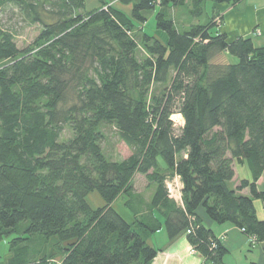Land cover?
<instances>
[{"label":"trees","instance_id":"obj_1","mask_svg":"<svg viewBox=\"0 0 264 264\" xmlns=\"http://www.w3.org/2000/svg\"><path fill=\"white\" fill-rule=\"evenodd\" d=\"M207 1L241 0H118L128 13L109 2L86 10L85 0H0L40 25L19 49L0 22L6 264H46L51 241L61 264H150L157 249L147 238L161 228L169 239L185 233L204 264H224L227 249L200 210L264 241L253 204L264 200L256 186L264 172V42L228 39ZM155 10L164 39L144 32ZM222 52L236 61L212 63ZM106 128L128 156L105 153ZM234 163H246L251 178L231 188ZM137 173L148 197L134 191ZM175 176L180 203L166 186ZM94 191L104 201L96 208L86 200ZM120 195L130 220L113 206Z\"/></svg>","mask_w":264,"mask_h":264},{"label":"crops","instance_id":"obj_2","mask_svg":"<svg viewBox=\"0 0 264 264\" xmlns=\"http://www.w3.org/2000/svg\"><path fill=\"white\" fill-rule=\"evenodd\" d=\"M210 5V9L220 14L221 22L218 29L226 33L228 39L243 36L252 37L254 41H259V44L264 42V0H241L234 5L227 3H211ZM255 30L261 35L253 37ZM233 168L235 173L229 182L231 188H235L240 179L251 178L249 169L240 174L234 164ZM256 186L259 191H264V172L258 178ZM241 193L248 194V190L245 188ZM262 201L264 200L253 201L256 215L260 219L264 218V202ZM199 213L204 223L213 230L227 249L223 258L224 264H264V241L257 243L242 233L238 227L230 223L216 224L208 220L201 210ZM147 243L157 249V254L150 264H204L203 257L198 252L190 251L191 246L186 240L185 233L169 239L165 230L161 228L147 238ZM238 252L246 253L240 259L237 257ZM10 257L11 252L8 251L5 254V262L0 264H6Z\"/></svg>","mask_w":264,"mask_h":264},{"label":"rangeland","instance_id":"obj_3","mask_svg":"<svg viewBox=\"0 0 264 264\" xmlns=\"http://www.w3.org/2000/svg\"><path fill=\"white\" fill-rule=\"evenodd\" d=\"M105 2L113 3L115 7L119 8L120 10H123L124 12H129V6H124L118 2V0H85V6L86 10H90L93 7L99 6V4H104ZM207 4V11L210 13L211 3L210 1L206 2ZM157 10V9H156ZM155 11L147 12L146 14V23L144 24V32L150 34V35H156L159 38L164 39V33L162 31H159L155 27ZM176 12V11H175ZM183 12H181L179 15H182ZM182 18V17H181ZM183 19V18H182ZM181 20V19H180ZM0 22L8 26L12 29L14 33V40L19 49L25 48L30 43L33 42V40L37 37V35L40 32V25L38 23H28L27 20L23 19V16H21L19 10L14 6H7L0 8ZM261 34L258 32L253 31V37L260 36ZM259 43V41H255ZM236 58L232 57L231 55L222 52L218 53L216 56H214L211 59L212 63H228V62H235ZM176 115L177 113H173V115ZM177 120H180L178 124H181L182 118L178 117ZM66 133V132H65ZM67 134V133H66ZM102 147L107 155H109L114 160H119L121 158H124L130 154V149L118 139L115 130L113 128H106V139L104 140ZM234 166L236 167L237 171L240 174H243V172L248 170L246 163L238 164L234 163ZM172 182H167V187L169 185L171 194V199H173L175 202H179L177 198L179 197V191L178 189L181 188V183L179 181V178L177 176L174 177ZM169 183V184H168ZM134 191L138 192L141 195H144L146 197L149 196L151 193L150 189H147V181L143 174H135L134 176ZM176 198V199H175ZM86 200L88 204L92 208H96L99 206H102L104 204L103 199L99 196L97 192H90L86 196ZM125 197L124 195H120L118 198L115 199L113 202V206L118 210V212L123 215L124 218L130 220L132 215L129 216V212L124 207ZM259 200V199H258ZM259 203L261 202L258 201ZM264 202V201H262ZM164 232V231H163ZM53 241L51 243L46 245V249H44V252L42 254H45L46 258V264H61L60 257L57 254H54V251L51 248ZM8 253V243L6 240H0V263L5 262V254ZM246 252L237 254V257L240 259L243 257V254ZM41 254V255H42ZM234 254V253H233ZM236 255V254H235ZM249 257V256H248Z\"/></svg>","mask_w":264,"mask_h":264},{"label":"built area","instance_id":"obj_4","mask_svg":"<svg viewBox=\"0 0 264 264\" xmlns=\"http://www.w3.org/2000/svg\"><path fill=\"white\" fill-rule=\"evenodd\" d=\"M178 117L182 118L179 113H177L176 115L174 114L173 116L171 115V119H172V121H173V123H174L175 126L181 125L183 123V120H181V124H178V122H180V120H177ZM173 179H175V178H173ZM173 179L172 180H169L167 182H172ZM166 186H167V184H166ZM167 189H168V195H169V197L172 196L169 185H168ZM178 191H179V197L177 198V200L179 201L178 203H180V188L178 189ZM190 251L191 252H194L192 248L190 249Z\"/></svg>","mask_w":264,"mask_h":264}]
</instances>
